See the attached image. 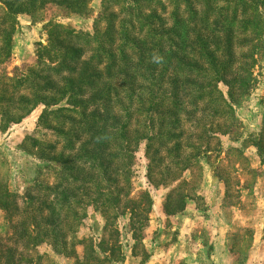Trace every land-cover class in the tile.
Wrapping results in <instances>:
<instances>
[{"label":"trees","instance_id":"1","mask_svg":"<svg viewBox=\"0 0 264 264\" xmlns=\"http://www.w3.org/2000/svg\"><path fill=\"white\" fill-rule=\"evenodd\" d=\"M50 2L80 13L90 0H9L6 15L15 23ZM45 27L54 56L15 82L25 86L9 97L7 117L18 123L40 104L49 108L39 124L54 140L29 139L46 168L54 169V181L34 180L22 207L18 197L0 195V208L21 217L11 219L13 234L0 240L30 251L46 243L67 256L83 244L75 264H114L123 254L118 238L106 234L111 222L97 245L77 238L88 207L108 220L127 209L141 215L130 197V176L143 141L150 176L156 172L166 182L221 151L222 137L236 132L233 102L255 81L264 0H103L91 32H68L56 21ZM3 42L0 61L4 54L6 62L12 39ZM220 83L229 87L227 96ZM254 145L260 151V143ZM20 255L0 246V264H42L46 258Z\"/></svg>","mask_w":264,"mask_h":264},{"label":"rangeland","instance_id":"2","mask_svg":"<svg viewBox=\"0 0 264 264\" xmlns=\"http://www.w3.org/2000/svg\"><path fill=\"white\" fill-rule=\"evenodd\" d=\"M8 1L0 0V44L7 35L12 39L9 60L5 62L3 54L0 61V195L18 197L16 202L22 207V196L34 180L54 181V169L46 168L48 162L39 157L29 138L54 139L41 131L40 116L49 109L44 104L22 121L11 123L7 117L12 108L9 97L21 94L25 86L13 85L30 69H38L53 58L48 50L47 22L63 23L68 32H91L103 0H90L80 13L50 2L32 14L20 15L15 23L6 15ZM253 71L251 91L233 102L236 132L222 137L220 152H211L202 158L199 168H188L178 180L166 182L156 172L150 176V158L143 141L130 176V197L136 200L141 215L132 216L127 209L108 220L102 211L89 206L77 238H92L97 245L111 222L106 234L118 238L123 254L114 264H264V34ZM219 88L228 95L227 85L220 83ZM255 143H260V151ZM183 200L185 206L179 208ZM150 201L151 208L147 206ZM20 218L0 208V238L12 235V220ZM2 244L6 249L12 247L17 256L22 251L24 256L44 255L42 264H75L76 256L83 257L85 249L79 244L76 256H67L46 243L32 251L13 240H0Z\"/></svg>","mask_w":264,"mask_h":264}]
</instances>
